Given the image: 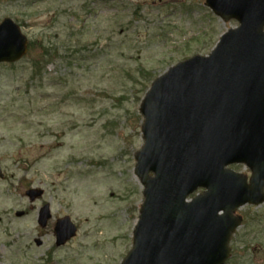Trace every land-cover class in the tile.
<instances>
[{"label":"rangeland","instance_id":"rangeland-1","mask_svg":"<svg viewBox=\"0 0 264 264\" xmlns=\"http://www.w3.org/2000/svg\"><path fill=\"white\" fill-rule=\"evenodd\" d=\"M6 17L34 45L0 64V264H118L144 199L134 173L142 98L155 78L208 55L238 22L204 0H0V22ZM30 189L44 196L31 202ZM46 203L52 219L42 229ZM240 213L225 264H264V203ZM66 215L78 235L57 247L53 229Z\"/></svg>","mask_w":264,"mask_h":264},{"label":"water","instance_id":"water-1","mask_svg":"<svg viewBox=\"0 0 264 264\" xmlns=\"http://www.w3.org/2000/svg\"><path fill=\"white\" fill-rule=\"evenodd\" d=\"M205 5L239 26L223 34L210 55H193L157 78L144 97L145 143L135 173L145 199L122 264H225L243 221L237 209L264 202V0ZM27 39L13 19H3L0 62L20 60ZM242 162L252 170L250 179L227 168ZM27 194L35 200L42 191ZM49 208H42V226ZM75 228L69 217L59 221L57 244Z\"/></svg>","mask_w":264,"mask_h":264},{"label":"trees","instance_id":"trees-1","mask_svg":"<svg viewBox=\"0 0 264 264\" xmlns=\"http://www.w3.org/2000/svg\"><path fill=\"white\" fill-rule=\"evenodd\" d=\"M110 1H111V0H110ZM135 14L138 15V12L135 11ZM33 45H34V43H31V46H32V47H33ZM36 62L39 63L38 61H36ZM40 63H41V62H40ZM143 72H145V71H143ZM150 74H151L150 72H147V73L145 72V75H147V76H151Z\"/></svg>","mask_w":264,"mask_h":264}]
</instances>
